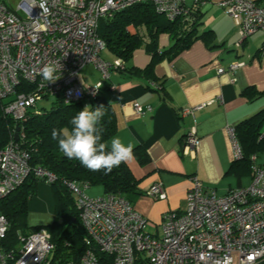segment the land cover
I'll list each match as a JSON object with an SVG mask.
<instances>
[{
	"label": "built area",
	"instance_id": "2783aa9c",
	"mask_svg": "<svg viewBox=\"0 0 264 264\" xmlns=\"http://www.w3.org/2000/svg\"><path fill=\"white\" fill-rule=\"evenodd\" d=\"M195 1L196 6L203 3ZM146 3L171 22L187 21L197 13L185 5V0H21L17 9L0 0V102L4 114L20 126L19 141L26 137L22 124L31 112L41 114L39 103L61 96L67 104L90 105L113 72L128 71L124 59L102 58L106 43L98 35L99 22ZM219 6L240 30L238 45L264 31V8L254 0H224ZM50 62L61 66L60 79L55 82L45 81L39 71ZM89 65L103 80L93 87H85L81 80V71ZM243 66L234 63L218 73L234 75ZM23 83L32 88L21 91ZM203 107L187 108L183 117L193 116ZM134 108L138 115L145 114L141 105ZM228 131L234 158L239 161L243 152L235 129ZM15 135L16 130L0 149V200L20 187L32 171L31 154ZM199 144L194 129L185 139L184 153L196 158ZM252 161L250 187L231 190L224 196L193 177L186 209L167 213L161 232L126 198L114 194L90 197L87 186L66 182L85 231V250L79 264L264 263V167L256 165V156ZM34 173L48 185L57 181V176L47 170L37 168ZM146 195L155 201L167 197L162 183L152 186ZM8 228V219L0 215V264H62L54 259L56 247L47 227L21 236L19 248L11 250L2 245ZM149 228L156 231L151 234Z\"/></svg>",
	"mask_w": 264,
	"mask_h": 264
},
{
	"label": "crops",
	"instance_id": "0c3cea01",
	"mask_svg": "<svg viewBox=\"0 0 264 264\" xmlns=\"http://www.w3.org/2000/svg\"><path fill=\"white\" fill-rule=\"evenodd\" d=\"M202 1L196 6L195 0H185V5L197 9L199 16L195 39L188 48L174 55L170 50L177 40L163 32L157 39V51H150L146 29L130 26L129 33L139 35L142 45L127 62V72H113L103 83L102 95L116 116L114 136L135 146L133 157L125 162L141 192L132 205L157 226L167 213L186 209L193 177L215 189L219 196L248 188L253 181L250 170L234 166L228 130L264 110V31L238 45L240 30L219 6L224 0ZM254 1L264 8V0ZM103 53L108 58L102 57L105 60L117 59L107 50ZM234 63L244 66L234 75L218 73ZM89 67L92 71L86 72ZM150 67L151 75L147 74ZM81 80L85 87L103 82L92 65L81 71ZM250 90L253 93L247 96ZM135 104L141 105L144 115L136 113ZM198 106L204 107L193 116L183 117V110ZM194 129L200 144L192 159L184 153V147ZM138 153L148 161L141 162ZM254 156L256 165L264 167V152ZM158 183L164 185L167 197L155 201L146 193ZM89 190L95 191L93 197L105 195L101 187ZM54 207L51 187L41 183L37 196L29 202L27 225L51 226L56 219Z\"/></svg>",
	"mask_w": 264,
	"mask_h": 264
},
{
	"label": "trees",
	"instance_id": "16d2710c",
	"mask_svg": "<svg viewBox=\"0 0 264 264\" xmlns=\"http://www.w3.org/2000/svg\"><path fill=\"white\" fill-rule=\"evenodd\" d=\"M198 23V13L190 15L187 21L182 19L170 22L165 16L158 14L152 5L146 3L117 13L113 18L100 20L98 35L105 41L106 50L113 57L129 62L143 41L139 35L132 36L128 27L145 28L146 34L150 37V51L154 52L157 51L158 36L163 32L169 33L177 40L170 50L175 55L192 44ZM152 67L149 68L147 74L153 73ZM22 88L21 91H26L32 87L23 83ZM102 91L95 100L91 101L90 105L93 109L99 105L105 107V115L99 127L103 130L102 142H109L117 132V121L114 110L104 99ZM252 93L250 90L245 94L251 96ZM2 106L3 103L0 102V149L7 145L18 126L11 117L4 114ZM38 108L42 111L41 114L35 115L32 111L27 122L22 124L26 137L19 141L22 148L31 154L32 171L20 187L0 200V215H4L9 221L8 232L2 245L8 250L17 249L21 236L29 235L42 228H32L27 225L29 202L37 196L38 186L45 183V180L40 179L34 173V169L41 168L57 176V181L49 184L55 201L56 219L51 226L47 227L56 247L54 259L62 264L68 262L79 264L85 250L83 242L85 231L80 222L74 197L65 183L75 182L78 185L87 186L86 189L101 187L105 195H120L132 204L141 192L125 162L119 167H114L108 174H105L103 170L90 171L78 160L64 156L59 150L58 141L51 138L53 129L71 127L69 121L85 108L84 102L67 104L61 96H57L53 98L49 108L46 106ZM235 134L243 152V159L235 160L234 166L246 168L251 173L252 157L264 152V110L239 124L235 129ZM139 158L141 162L148 161L145 155Z\"/></svg>",
	"mask_w": 264,
	"mask_h": 264
},
{
	"label": "clouds",
	"instance_id": "9594fccd",
	"mask_svg": "<svg viewBox=\"0 0 264 264\" xmlns=\"http://www.w3.org/2000/svg\"><path fill=\"white\" fill-rule=\"evenodd\" d=\"M60 69V64L50 62L39 71L45 81L55 82L60 79ZM104 109L103 105L95 109L91 105L85 106L71 118L70 128L53 129L51 138L58 141L60 152L68 159L78 160L90 171L103 170L108 174L133 157L135 146L125 144L119 136L111 137L110 142H102L103 130L99 124L105 115Z\"/></svg>",
	"mask_w": 264,
	"mask_h": 264
},
{
	"label": "rangeland",
	"instance_id": "374dc122",
	"mask_svg": "<svg viewBox=\"0 0 264 264\" xmlns=\"http://www.w3.org/2000/svg\"><path fill=\"white\" fill-rule=\"evenodd\" d=\"M4 1L7 3V5H8L9 7L13 8V9H17L19 3L21 2V0H4ZM102 57L108 59L106 53H103V54H102ZM89 66H91V65H89ZM88 71L91 72V71H92V68L89 67V70H87L86 72H88ZM83 73H84V72H83ZM52 100H53V98L51 97L49 100H45V101L39 103V104H38V107L46 106V107L49 108L50 105H51ZM92 188H96V187H90V188L87 189V190H88V196H90V197L95 196V195L92 193V192H95V191H92V192H91V190H89V189H92ZM161 223H162V221H161ZM161 223H159V232H161V226H160ZM155 231H156V230L153 229V228H149V229H148V232L151 233V234H153ZM59 234H61V233H59Z\"/></svg>",
	"mask_w": 264,
	"mask_h": 264
},
{
	"label": "water",
	"instance_id": "95a60500",
	"mask_svg": "<svg viewBox=\"0 0 264 264\" xmlns=\"http://www.w3.org/2000/svg\"><path fill=\"white\" fill-rule=\"evenodd\" d=\"M19 132H20V126L17 127L16 129V135H15V140L19 141Z\"/></svg>",
	"mask_w": 264,
	"mask_h": 264
}]
</instances>
